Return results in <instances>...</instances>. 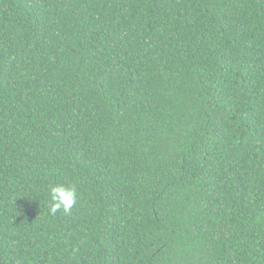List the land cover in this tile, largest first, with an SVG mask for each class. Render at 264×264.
Segmentation results:
<instances>
[{"label":"trees","instance_id":"16d2710c","mask_svg":"<svg viewBox=\"0 0 264 264\" xmlns=\"http://www.w3.org/2000/svg\"><path fill=\"white\" fill-rule=\"evenodd\" d=\"M0 264H264V0H0Z\"/></svg>","mask_w":264,"mask_h":264},{"label":"clouds","instance_id":"9594fccd","mask_svg":"<svg viewBox=\"0 0 264 264\" xmlns=\"http://www.w3.org/2000/svg\"><path fill=\"white\" fill-rule=\"evenodd\" d=\"M50 197V212L52 215H55L60 209H63L65 213H68L76 203L77 190L74 186L56 184L50 188Z\"/></svg>","mask_w":264,"mask_h":264}]
</instances>
